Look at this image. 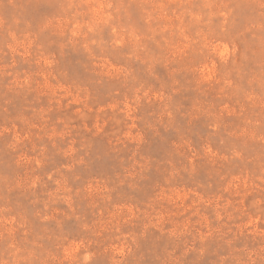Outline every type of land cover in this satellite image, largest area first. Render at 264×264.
Instances as JSON below:
<instances>
[{
  "label": "rangeland",
  "instance_id": "374dc122",
  "mask_svg": "<svg viewBox=\"0 0 264 264\" xmlns=\"http://www.w3.org/2000/svg\"><path fill=\"white\" fill-rule=\"evenodd\" d=\"M0 264H264V0H0Z\"/></svg>",
  "mask_w": 264,
  "mask_h": 264
}]
</instances>
